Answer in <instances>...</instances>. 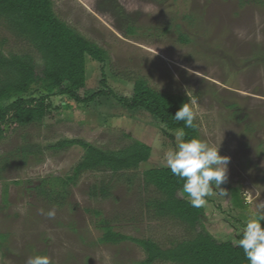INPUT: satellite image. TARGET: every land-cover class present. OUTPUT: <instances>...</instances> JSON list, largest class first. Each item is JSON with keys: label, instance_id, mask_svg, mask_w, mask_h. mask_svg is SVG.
Masks as SVG:
<instances>
[{"label": "rangeland", "instance_id": "1", "mask_svg": "<svg viewBox=\"0 0 264 264\" xmlns=\"http://www.w3.org/2000/svg\"><path fill=\"white\" fill-rule=\"evenodd\" d=\"M51 1L61 21L106 50L104 71L114 91L129 95L133 80L144 77L155 90L187 97L197 113L199 139L229 157L224 192L215 189L206 197L196 229L235 242L249 219L264 214V0ZM128 24L135 34L127 35ZM180 33L190 41L180 43ZM1 37L6 38L4 52H29L39 61L26 41L0 23ZM85 64L86 88L92 90L100 66L89 57ZM101 100L87 108L54 97L58 108L41 123L14 124L0 138V264H26L37 254L50 257L51 264H137L144 259L130 240L100 242L101 219L114 231L163 247L191 235L183 224L156 217L148 208L158 194L142 174L166 165L180 131H171L170 139L145 112L130 115L110 106L111 100ZM63 138L103 149L137 139L151 151L135 169L83 171L67 186V196L54 202L36 186L70 174L83 153L78 145L49 148ZM101 185L107 193L93 195L92 188L98 191ZM178 195L189 200L183 190ZM53 209L55 217L48 218L44 213Z\"/></svg>", "mask_w": 264, "mask_h": 264}, {"label": "trees", "instance_id": "2", "mask_svg": "<svg viewBox=\"0 0 264 264\" xmlns=\"http://www.w3.org/2000/svg\"><path fill=\"white\" fill-rule=\"evenodd\" d=\"M0 23L11 36L26 41L39 57L37 61L29 52H4L2 46L6 38H0V138L14 124L41 123L52 108H58L53 105V98L58 96L66 103L71 101L87 108L91 103L102 102L101 99L111 100L110 106L125 109L130 115L133 112L150 115L170 139L173 137L171 131H183L184 140L199 139L197 125L186 128L182 121L174 118L176 111L187 101L185 95L155 90L144 77L133 80L129 95L114 91L104 71L106 50L61 21L53 11L51 0H0ZM126 33L135 34L136 28L128 24ZM178 40L184 44L190 38L180 33ZM87 57L99 64L101 72L98 84L92 90L86 88L85 82ZM72 145L80 146L83 153L71 173L43 179L36 186L41 194L54 202L67 196V186L83 171L116 174L135 169L147 161L151 151L149 145L137 139L118 149H103L80 138H63L50 144L49 148ZM142 174L144 183L153 186L158 194L148 201V208L156 217L183 224L191 235L163 247L150 238H136L114 231L101 219L100 242L116 243L125 239L134 242L145 254L137 264H151L155 260L173 264H249L238 245L245 227L235 234V242L216 240L208 232L196 229L203 207L195 208L188 199L178 195L183 189L182 179L174 176L166 165L146 169ZM98 188V191L92 188L93 195L107 193L103 185ZM232 196L233 203L238 204V192L234 191ZM89 211L95 216L100 214L94 209ZM0 239H3L1 235Z\"/></svg>", "mask_w": 264, "mask_h": 264}, {"label": "clouds", "instance_id": "3", "mask_svg": "<svg viewBox=\"0 0 264 264\" xmlns=\"http://www.w3.org/2000/svg\"><path fill=\"white\" fill-rule=\"evenodd\" d=\"M174 118L182 121L186 128L196 127L197 113L188 103L176 111ZM183 135L181 131L180 142L175 150L167 153L166 166L174 176L184 181L182 190L187 194L191 205L200 208L215 189L221 190L223 194L221 184L227 178L229 157L220 155L219 147L210 146L198 138L184 140ZM44 214L48 218H54L56 213L53 209ZM238 245L243 249L249 264H264V214L246 222ZM26 264H51V259L47 255L37 254L30 256Z\"/></svg>", "mask_w": 264, "mask_h": 264}]
</instances>
